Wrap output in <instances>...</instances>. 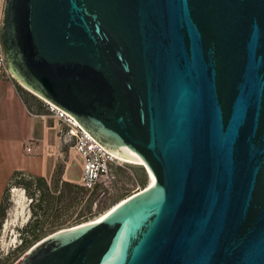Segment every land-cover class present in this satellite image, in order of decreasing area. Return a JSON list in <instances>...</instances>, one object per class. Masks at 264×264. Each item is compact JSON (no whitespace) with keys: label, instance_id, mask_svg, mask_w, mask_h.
Listing matches in <instances>:
<instances>
[{"label":"water","instance_id":"water-1","mask_svg":"<svg viewBox=\"0 0 264 264\" xmlns=\"http://www.w3.org/2000/svg\"><path fill=\"white\" fill-rule=\"evenodd\" d=\"M29 93L153 184L16 264H264V0H6Z\"/></svg>","mask_w":264,"mask_h":264},{"label":"crops","instance_id":"crops-1","mask_svg":"<svg viewBox=\"0 0 264 264\" xmlns=\"http://www.w3.org/2000/svg\"><path fill=\"white\" fill-rule=\"evenodd\" d=\"M16 88L15 80L0 78V203L15 172L50 184L60 167L61 181L81 180L82 160L61 126L49 114L29 112Z\"/></svg>","mask_w":264,"mask_h":264},{"label":"rangeland","instance_id":"rangeland-1","mask_svg":"<svg viewBox=\"0 0 264 264\" xmlns=\"http://www.w3.org/2000/svg\"><path fill=\"white\" fill-rule=\"evenodd\" d=\"M15 82L17 87H19L24 92L29 93L28 89H26L27 87L17 82V80H15ZM38 99L41 101L40 98ZM67 145L72 147V143L67 142ZM148 174L149 173L147 169L143 165L131 164L127 163L126 161H123L121 165L113 164L110 167L107 175L100 179L98 188L93 193L94 202L92 206V214H87L89 217L87 219H83L84 222L76 224L73 223L72 220L75 218V214L78 213L80 208L85 205V201L89 195V191L85 193H77L79 201L78 206L74 205L68 207L66 201L65 203H63V205L60 206V208H54L52 210L53 213H51L49 221H47V224L44 227V231L49 232L48 230L52 229L48 222H51V219H53V217H58L60 221H65L67 219L69 220V222H72L70 224H68L69 222H67V226H64L60 230L58 229L57 231L78 226L82 223L90 222L91 220L94 221L100 215H103L106 211L110 210L113 206H115L125 198L127 199L138 191L146 189L149 186ZM140 181H146V185L144 188L143 186H141ZM54 184L55 183L50 182V187L51 190L56 191L55 195H57V191L61 188L60 186L59 188H55ZM80 184L81 180L80 183L77 185L81 186ZM31 193L32 192L30 191L29 194ZM29 194L25 192L22 187H10V185L6 187V197L8 201V206L5 217L0 223V254L1 256H6V254H10L12 256V260H14L19 254L25 251L20 255L19 259L16 260L14 264H16L23 257L24 254H27L41 241L46 240L52 234L57 232L55 231L54 233L44 238H40L39 240H33V236L30 234L21 235V230L25 226H27L28 224H32L34 221H36L33 216V211L31 210L32 200ZM22 238L26 239L27 246L23 248V251H17L16 249L20 245V240Z\"/></svg>","mask_w":264,"mask_h":264},{"label":"trees","instance_id":"trees-1","mask_svg":"<svg viewBox=\"0 0 264 264\" xmlns=\"http://www.w3.org/2000/svg\"><path fill=\"white\" fill-rule=\"evenodd\" d=\"M4 78V77H0ZM16 91L18 92L19 96L23 100V102L26 104L25 106L31 113H45L48 114L47 106L44 101H40L38 98H36L34 95H31L27 92H24L19 87L16 88ZM60 167L55 174L52 182L55 183V188H60L57 192L58 194L55 195L56 191L51 190L50 184L47 183L44 178L42 177H33V176H27L22 172H15L12 176V178L9 181V185L11 186H17L22 187L25 192L29 194L31 191L32 193L29 194L31 197V210L33 211V216L36 219L32 224H28L21 230V235H32L33 240H39L40 238H44L58 229L60 230L64 226H67L70 223H76L79 224L81 222H84L83 219H87L89 216L87 214H92V206L94 202L93 193L96 191L98 187H96L94 190H91L89 192V195L85 201V205L80 208L78 213H76L75 218L72 220V222H69V220L60 221L58 217H53L51 219V222H48L50 224V227L52 229L47 231H44V227L47 224V221H49V218L51 216L52 210L55 208H60L63 203L67 201V206H78V196L77 193H85L87 192L82 188L81 186L77 185L76 183H68L63 182L60 179ZM141 186L143 188L146 185V181H140ZM8 185V186H9ZM8 201L6 197V190L3 194L2 202L0 203V223L5 217L6 211H7ZM84 217V218H83ZM86 221V220H85ZM67 222H69L67 224ZM83 224V223H82ZM45 235V236H44ZM43 236V237H40ZM27 246L26 239L22 238L20 240V245L17 247V251L22 250L23 248ZM25 252V251H24ZM22 252V253H24ZM21 253V254H22ZM17 256L14 260H12V256L10 254H6V256H1L0 254V264H14L16 260L19 259L20 255Z\"/></svg>","mask_w":264,"mask_h":264},{"label":"built area","instance_id":"built-area-1","mask_svg":"<svg viewBox=\"0 0 264 264\" xmlns=\"http://www.w3.org/2000/svg\"><path fill=\"white\" fill-rule=\"evenodd\" d=\"M5 2L6 0H0V27L4 20ZM4 54L0 40V77L13 79L8 70ZM46 106L48 114L61 126L66 138L64 139L65 142L72 143L73 150L82 160L81 187L89 192L94 190L98 187L100 179L107 175L110 167L113 164L121 165L123 161L111 155L110 152L97 144L94 138L78 126L72 116L66 114L53 104L46 103ZM27 151L30 152V149L27 148Z\"/></svg>","mask_w":264,"mask_h":264},{"label":"bare ground","instance_id":"bare-ground-1","mask_svg":"<svg viewBox=\"0 0 264 264\" xmlns=\"http://www.w3.org/2000/svg\"><path fill=\"white\" fill-rule=\"evenodd\" d=\"M125 150L127 151V153H129L130 155H132L135 159H137L138 161H128L127 159H121L123 161H126L127 163H131V164H139V165H143L144 163L142 161V159L139 158V156L137 154H135L134 152H132L131 150H128L127 148H125ZM120 159V158H118ZM145 167V166H144ZM148 177H149V187L152 186L153 184V178H152V172L148 170ZM125 200V199H124ZM124 200H122L121 202H119L118 204H116L115 206H113L110 210L106 211L103 215H100L98 218H96L94 221L91 220L90 222H86L83 224L78 225L77 227H83L87 224L90 223H96L98 221H100L102 218H104V216H106L108 213H110V211H112L115 207H117L120 203H122Z\"/></svg>","mask_w":264,"mask_h":264}]
</instances>
